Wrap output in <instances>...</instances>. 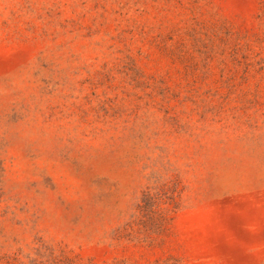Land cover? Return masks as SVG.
<instances>
[{
    "label": "rangeland",
    "instance_id": "rangeland-1",
    "mask_svg": "<svg viewBox=\"0 0 264 264\" xmlns=\"http://www.w3.org/2000/svg\"><path fill=\"white\" fill-rule=\"evenodd\" d=\"M0 264H264V0H0Z\"/></svg>",
    "mask_w": 264,
    "mask_h": 264
}]
</instances>
